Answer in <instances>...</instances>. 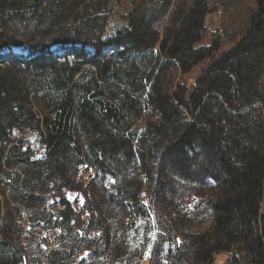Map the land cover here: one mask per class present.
<instances>
[{
  "label": "trees",
  "instance_id": "trees-1",
  "mask_svg": "<svg viewBox=\"0 0 264 264\" xmlns=\"http://www.w3.org/2000/svg\"><path fill=\"white\" fill-rule=\"evenodd\" d=\"M159 1L140 0L128 27L104 39L108 0H0V47L37 52L0 66V264H73L90 233L110 244L107 219L124 216L176 228L161 231L167 262L151 264H213L223 253L228 264H264V0ZM217 6L226 18L202 42L204 18ZM42 17L76 33L45 42L30 41L33 27L25 40L6 35ZM224 36L235 41L219 53ZM52 46L70 49L57 59ZM14 130L36 132L44 157L23 150ZM82 166L110 189L102 214L97 190L82 194L87 220L62 193L73 184L67 173ZM207 182L215 190L206 203L211 229L173 226L172 203ZM52 191L56 213L45 211ZM46 231L60 232L44 251L37 236ZM137 252L117 264H138Z\"/></svg>",
  "mask_w": 264,
  "mask_h": 264
},
{
  "label": "rangeland",
  "instance_id": "rangeland-1",
  "mask_svg": "<svg viewBox=\"0 0 264 264\" xmlns=\"http://www.w3.org/2000/svg\"><path fill=\"white\" fill-rule=\"evenodd\" d=\"M140 0H108V6L110 8V14L108 16V22L105 28V33L103 38L110 39L115 37V35L124 28L128 27V22L126 19L130 17L136 11V7L138 6ZM179 0H171V3L174 4ZM66 0H60L61 5L67 7L69 4L65 3ZM211 3L216 4V0H210ZM155 3L161 4L159 0H155ZM172 8V5L169 8ZM43 12L46 13L45 8ZM134 18V17H133ZM226 18L225 10L222 6H217V9L208 13L204 18V27L206 30V35L203 38L202 42H209L211 33L217 32L221 22ZM42 20L37 25L35 20L30 21L29 27H19L15 31L12 29H7L6 35H9L11 38L16 40H25V34L31 32L30 29L35 30V34L31 37V42H45L47 40L56 39L57 33H59V37L70 36L73 33H76L72 25L65 26L61 23H57L54 17L49 20L41 18ZM163 21L160 28H163ZM19 31V32H18ZM47 31V34H46ZM60 31L62 32L60 34ZM235 40H232L234 42ZM232 42L227 37L221 38V48L220 52L228 49ZM70 48H59L58 46H52L48 53L53 58L62 59L65 56V52ZM66 50V51H65ZM67 53V52H66ZM216 53V54H219ZM37 55V52H33L32 47L29 45L25 46H1L0 47V66L3 64H7V60H12L17 58L16 63L20 62L21 59H28L32 56ZM21 63V62H20ZM19 63V64H20ZM200 70L198 66L195 68L190 74L184 77V80L190 81L196 77ZM191 82V81H190ZM142 125V122L140 123ZM12 136L15 138H20L22 140V148L23 150H30L35 158H43L44 157V148L41 146L38 134L36 132H25L20 133L17 130H14ZM70 172V171H69ZM67 173V178L70 181H73V184L68 189H63L62 193L65 199L71 204V207L77 212L81 214V218L83 220H87L89 215L83 209L85 206V202L87 199L82 195L87 192V196H91L94 190L98 192L99 203L95 206V210L100 214L106 208L105 200H107L106 191H110L107 189V180L103 181L97 176L96 172L89 167L82 166L78 167L77 173L71 171ZM179 188V199L184 198L186 196V188L182 189L181 184H177ZM212 182H207L204 185L191 186L189 187V194L187 195L186 200L183 202L172 203L173 206H176L178 209V216L173 226L180 224L181 230L185 232L188 230L190 232H203L211 229L213 224V216L210 209L206 206V203L211 198L215 196V190L213 188ZM148 184L146 181L143 182L142 185V200L147 205L148 204ZM57 194L52 191L48 195L47 205L45 211L56 213L59 204V199L56 197ZM170 198L169 194L166 196ZM55 206V208H53ZM264 201L261 203V207L263 208ZM115 216L117 215L116 211ZM118 217H109L107 219L106 234L107 236H111L109 242L110 244H104L96 240L97 233L92 232L88 235L89 245H86L84 249L81 250L78 257L75 259L73 264H97V263H105V264H117L121 261V259L125 258L130 252H134L137 250V256H139V261H136L138 264H151V260H158L161 258L164 259L162 262L166 263V258L168 256V247L169 244L166 240V235L162 232L166 233L167 231L175 232L176 228L172 229V227H168L166 230L163 228L159 229L158 223L155 220V217H149V220L144 219H131L129 216H124L122 221L117 219ZM163 219H170V215L163 214ZM28 224L23 222V227L27 228ZM32 231V227H31ZM78 231V230H77ZM162 231V232H161ZM60 231H46L42 232L37 236V239L40 240L42 250H46L47 248H52L56 246L55 238L59 234ZM179 232V231H178ZM25 232L23 231V234ZM96 233V235H95ZM25 235V234H24ZM176 237V244H179L182 241V237L174 234ZM163 242V243H162ZM160 247L161 252L160 253ZM97 253H96V252ZM136 257H134V260ZM230 259L229 253L219 254L215 257L213 264H228V260ZM42 260V259H39Z\"/></svg>",
  "mask_w": 264,
  "mask_h": 264
}]
</instances>
